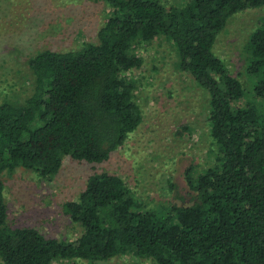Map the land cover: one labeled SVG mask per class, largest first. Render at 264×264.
<instances>
[{"label":"trees","instance_id":"obj_1","mask_svg":"<svg viewBox=\"0 0 264 264\" xmlns=\"http://www.w3.org/2000/svg\"><path fill=\"white\" fill-rule=\"evenodd\" d=\"M108 15L95 42L30 56L32 92L0 103V175L22 167L54 176L63 159L101 163L142 121L138 42L162 35L178 68L207 95L210 162L186 170L189 201L149 207L118 174L89 175L62 212L82 227L72 241L10 227L0 178L2 264L103 261L123 255L153 264H264V20L248 37L245 87L212 50L234 14L264 0H90ZM183 128H186L184 126Z\"/></svg>","mask_w":264,"mask_h":264},{"label":"rangeland","instance_id":"obj_2","mask_svg":"<svg viewBox=\"0 0 264 264\" xmlns=\"http://www.w3.org/2000/svg\"><path fill=\"white\" fill-rule=\"evenodd\" d=\"M109 7L90 0H0V103L22 101L32 92L26 61L44 49L64 51L97 40ZM264 20V6L232 15L212 50L231 75L249 88L246 75L249 35ZM140 67L127 75L136 81L135 99L142 121L107 160L89 163L64 157L50 178L16 168L2 173L10 227H34L47 237L75 240L82 227L62 212V203L77 198L89 175L118 174L149 207L189 201L186 170L195 174L210 162L207 95L177 66L175 48L162 35L138 42ZM186 126V128H183ZM0 264H2L0 260ZM53 264H153L123 255L103 261L60 260Z\"/></svg>","mask_w":264,"mask_h":264}]
</instances>
